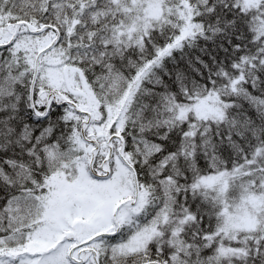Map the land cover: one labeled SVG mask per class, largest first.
Instances as JSON below:
<instances>
[{
	"label": "snow or ice",
	"instance_id": "obj_1",
	"mask_svg": "<svg viewBox=\"0 0 264 264\" xmlns=\"http://www.w3.org/2000/svg\"><path fill=\"white\" fill-rule=\"evenodd\" d=\"M0 264H264V0H0Z\"/></svg>",
	"mask_w": 264,
	"mask_h": 264
}]
</instances>
